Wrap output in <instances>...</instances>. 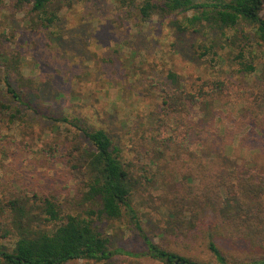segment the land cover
Listing matches in <instances>:
<instances>
[{"label":"rangeland","instance_id":"1","mask_svg":"<svg viewBox=\"0 0 264 264\" xmlns=\"http://www.w3.org/2000/svg\"><path fill=\"white\" fill-rule=\"evenodd\" d=\"M145 2L156 6L147 19L140 11ZM50 9L60 17L58 33L68 40L74 37L85 57L66 54L60 59L48 60L40 55L41 63H36L35 51L39 55L42 49L33 33H24L30 29L28 18L23 11H17L12 0H0V33L4 30L11 46L23 51L25 73H42L43 80L52 78L55 86L61 85L67 91L66 99L59 98L54 109L44 112L61 116L64 111L68 117H74L73 112L80 111L87 115L86 124L110 131L122 160H140L152 172L156 171V166L150 168L148 157L144 156L143 139L156 133V123L162 115L163 93L177 87L168 77L170 72L175 73L177 82L189 91H194L207 78L233 79L236 89L256 93L260 98L264 91L261 78L264 42L253 37L255 28L243 21L238 29L221 35L213 24L193 19L202 15L201 8L169 11L166 0H53ZM261 15L264 18V7ZM204 42L206 46L215 45V52L211 50L199 58L202 51L199 48ZM242 48L248 53V60L256 64L254 73L239 72L241 60L237 54ZM71 65L85 66L84 76L75 78ZM246 102L239 93L222 96L207 112L222 135L227 128L237 130L232 140L230 133L227 134L232 144H228L222 154L193 135L181 148V158L194 154L205 162L231 166L241 172H264V154L258 149L260 139L256 128L247 121ZM1 115L2 133L14 137L16 142L0 141V228L15 227L17 216L9 205L15 199L34 210V195L51 192L69 210H81L75 182L71 174L63 171L64 165L57 162L49 168L51 164L43 161V155L35 153L55 127L51 120L31 112L16 120ZM59 125L63 140L71 142L69 124L61 122ZM248 130L257 135L255 140L250 133L254 142L251 145L246 139L243 141ZM11 143L17 146L9 147ZM18 147L25 152L15 156ZM169 169L172 174L166 177L167 185L162 182L159 186H148L147 191L139 190L133 196V205L145 233L156 243L193 256L202 264H218L202 237L175 236L165 231L167 203L164 197L169 188L179 186L180 179L179 164ZM100 227L110 236L112 251L120 246L130 253L115 252L111 258L99 262L79 259L66 264H165L144 255L145 242L127 213L117 220L104 219ZM17 238L15 229L1 241L11 249ZM218 246L231 260L249 262L255 257L264 258V249L254 250L239 237H223Z\"/></svg>","mask_w":264,"mask_h":264},{"label":"trees","instance_id":"2","mask_svg":"<svg viewBox=\"0 0 264 264\" xmlns=\"http://www.w3.org/2000/svg\"><path fill=\"white\" fill-rule=\"evenodd\" d=\"M12 1L17 11H23L29 20L30 29L24 33H33L40 41L42 50L39 55L35 51L36 63H41L40 55L48 60L60 59L66 54L85 57L74 37L68 40L58 33L60 17L50 9L53 0ZM166 3L169 11L201 8L202 15L193 19L213 24L221 35L238 29L243 21L255 28L253 37L264 42L261 15L264 0H166ZM155 7L145 2L140 7L141 14L150 18ZM5 33L4 30L0 33V115L16 120L31 112L51 120L56 128L35 153L43 155V161L51 164L49 168L57 162L64 165L63 171L71 174L75 182L81 210H69L51 192L34 195V210L18 199L11 200L9 205L17 216L16 228H0V264H66L79 259L96 262L109 259L115 252L126 251L120 246L115 251L110 249L111 238L103 232L100 223L104 219H120L125 213L145 242V256L165 264H202L193 256L153 241L145 233L133 205V196L139 190L147 191L148 186H159L162 182L167 185L166 177L172 174L169 167L175 164H179V186L169 188L164 197L167 203L165 231L175 236L202 237L218 264H264V258L257 257L249 262L231 260L218 246L223 237H239L254 250L264 249V172H241L231 166L205 162L194 154L182 159L180 151L195 135L222 154L228 144H232L230 139L237 130L227 128L222 135L207 112L222 96L239 93L247 100L246 118L256 128L260 139L258 149L264 154V91L260 98L256 93L236 89L233 79L216 78H207L194 91H189L177 82L176 74L170 72L168 77L177 87L163 93L162 115L156 123V133L143 139L144 156L148 157L150 168L156 166V171L152 172L140 160H122L110 131L86 124L87 115L80 111H74V117H68L64 111L61 116H54L53 111L44 112L54 109L59 98L66 99L67 91L61 85L55 86L52 78L43 80L42 73H25L23 51L11 46ZM215 48L204 42L198 57H205L211 50L215 52ZM243 48L237 54L241 60L239 72L254 73L256 64L248 60ZM190 54L192 58L191 51ZM84 67L71 65L70 70L79 79L85 74ZM261 78L264 82V70ZM61 122L69 124L71 142L63 140L59 130ZM229 133L230 139L226 137ZM250 133L256 140L257 135L248 130L243 141L246 139L251 145L254 142ZM5 140L16 142L14 137L2 133L0 127V141ZM10 146L15 147L17 143ZM24 152L18 147L15 156ZM15 229L18 238L10 249L1 240Z\"/></svg>","mask_w":264,"mask_h":264}]
</instances>
